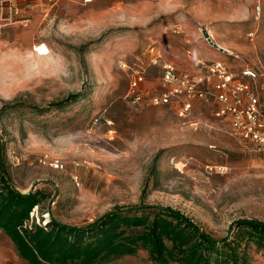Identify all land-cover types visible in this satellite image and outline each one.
<instances>
[{"label": "rangeland", "instance_id": "rangeland-1", "mask_svg": "<svg viewBox=\"0 0 264 264\" xmlns=\"http://www.w3.org/2000/svg\"><path fill=\"white\" fill-rule=\"evenodd\" d=\"M194 1L183 0L180 13L164 12L159 0H96L61 8L30 32L0 34L6 172L20 192L49 196L28 224L43 226L50 213L83 226L116 207L167 206L213 238L235 240L238 264H264V251L232 226L264 222V156L234 138L206 104L183 121L170 107L126 98L134 71L144 72L146 93L156 88L151 47L179 70L195 69L189 53L235 74L251 67L264 98V0L258 20L252 0H199V21L189 11ZM12 248L0 232V250ZM111 264L153 263L139 250Z\"/></svg>", "mask_w": 264, "mask_h": 264}, {"label": "trees", "instance_id": "trees-1", "mask_svg": "<svg viewBox=\"0 0 264 264\" xmlns=\"http://www.w3.org/2000/svg\"><path fill=\"white\" fill-rule=\"evenodd\" d=\"M48 198L40 190L22 193L13 185L0 137V232L25 263L111 264L139 250L153 264H238L240 258L235 240L213 238L185 214L167 206L116 207L83 226L61 223L50 213L45 225L28 224L33 209ZM232 226L238 237L246 236L264 251V222L239 219Z\"/></svg>", "mask_w": 264, "mask_h": 264}, {"label": "built area", "instance_id": "built-area-1", "mask_svg": "<svg viewBox=\"0 0 264 264\" xmlns=\"http://www.w3.org/2000/svg\"><path fill=\"white\" fill-rule=\"evenodd\" d=\"M92 0H83L84 4ZM259 0L253 3L255 19L261 17ZM30 18L22 15L16 0H0V34L8 29L27 25ZM254 32L246 38L253 41ZM149 63L158 68V83L151 93L144 88V72L134 71L128 83L126 98L138 107H170L178 119L192 117L194 110L206 104L212 108V116L228 126L231 135L251 145L264 156V98L258 91L259 73L247 67L239 73L231 72L220 61H202L193 58L194 70H179L172 62L163 61L161 55L151 47ZM125 67V65H124ZM146 93V95H145ZM49 166L59 168L58 161ZM219 172L224 168L217 167Z\"/></svg>", "mask_w": 264, "mask_h": 264}, {"label": "crops", "instance_id": "crops-1", "mask_svg": "<svg viewBox=\"0 0 264 264\" xmlns=\"http://www.w3.org/2000/svg\"><path fill=\"white\" fill-rule=\"evenodd\" d=\"M95 1L96 0H92L91 3L84 4L83 0H16L22 15L29 17L30 22L27 25L21 27H15L5 31L17 30L22 32H30L35 27L41 26L43 22L46 20V18L51 17L54 12H57L61 8L72 9L77 6L87 7L92 5ZM261 1L262 0H259L261 7L263 8ZM254 2H256V0H252L251 7L253 6ZM191 3L192 5L195 6L191 7V10L189 9V11L193 12L196 21H199V0H195L194 2ZM158 5L162 8L164 12H180V13L183 10L181 8L185 6L183 0H159ZM170 23H171V25L169 24L170 26H174L173 21H171ZM179 25L182 26L183 24L179 23ZM188 57L189 59L191 57L190 59L191 61L193 60V58H199L200 60L202 59L205 60V58L198 57V54L194 55L189 53ZM7 240L11 244L8 238ZM21 263H22L21 259L18 258L13 248L11 250L10 249L0 250V264H21Z\"/></svg>", "mask_w": 264, "mask_h": 264}, {"label": "water", "instance_id": "water-1", "mask_svg": "<svg viewBox=\"0 0 264 264\" xmlns=\"http://www.w3.org/2000/svg\"><path fill=\"white\" fill-rule=\"evenodd\" d=\"M202 35L205 38V40L211 44L213 47H217L216 44L212 43L211 40L209 39V36L207 35V31L205 29L202 30Z\"/></svg>", "mask_w": 264, "mask_h": 264}, {"label": "bare ground", "instance_id": "bare-ground-1", "mask_svg": "<svg viewBox=\"0 0 264 264\" xmlns=\"http://www.w3.org/2000/svg\"><path fill=\"white\" fill-rule=\"evenodd\" d=\"M207 35L209 36V34L207 33Z\"/></svg>", "mask_w": 264, "mask_h": 264}]
</instances>
